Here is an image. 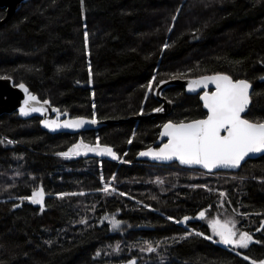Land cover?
<instances>
[{"label": "trees", "instance_id": "1", "mask_svg": "<svg viewBox=\"0 0 264 264\" xmlns=\"http://www.w3.org/2000/svg\"><path fill=\"white\" fill-rule=\"evenodd\" d=\"M5 14L0 7V19ZM216 72L248 80L252 100L245 118L264 120V0H23L0 26V77L26 84L71 116L121 121L78 134H52L40 127L38 117L0 115V264L264 260L259 222L264 220V154L237 171L216 173L136 159L166 122L191 121L207 113L199 94L174 85L163 92L175 104L169 116L127 120L162 104L154 86ZM97 138L116 152V159L58 158L73 144L83 140L95 145ZM220 173L237 175V180L223 181L227 205L255 222L244 226L239 218V228L255 230L257 240L239 253L208 240L209 225L196 217L215 205L217 194L211 192L222 181ZM113 176L119 191L109 196L102 193L101 177L108 181ZM191 182L206 184L208 190L188 187ZM40 186L43 211L21 199ZM111 214L123 222L122 231L103 220ZM185 216L195 220L179 225ZM186 225L196 232L188 235ZM141 240H149L155 251L144 254ZM117 246L119 254L113 252Z\"/></svg>", "mask_w": 264, "mask_h": 264}, {"label": "snow or ice", "instance_id": "2", "mask_svg": "<svg viewBox=\"0 0 264 264\" xmlns=\"http://www.w3.org/2000/svg\"><path fill=\"white\" fill-rule=\"evenodd\" d=\"M84 40L87 46V31L84 33ZM167 47L168 45L165 44L164 48ZM89 73L91 75V65H89ZM6 79L11 78L6 77ZM155 80L156 77L153 76L152 81L147 86L149 91L153 89ZM160 83L163 84L165 81H160ZM209 83L215 85V91H205L200 97L203 101V107L207 109L206 116L203 119L191 121H168L163 125V132L161 133L162 136L168 138L167 143L159 148H149L147 151L139 153L140 156H150L158 160L176 159L182 165H201L205 169L212 170L220 167L239 168L250 154L264 152V120L253 121L245 118L252 100L251 83L246 79H233L231 75L216 72L191 80L188 88L190 91L200 88L202 85L206 88ZM18 87L26 94L23 105L19 109L21 115L27 116L31 112L46 111L43 105L48 104L49 101H44L40 107H34L33 102L38 103V97L31 94L25 84L20 83ZM54 111L60 113L59 109H54ZM155 111L159 112L163 109L158 108ZM42 123L51 129L61 127L80 129L88 123L96 124L98 121L96 119L89 121L85 117L78 116L64 121H60L58 117L56 120H43ZM82 150L85 153L93 152L101 156L107 154L114 158L117 157L116 152L110 146L100 145L99 138H97L95 145L86 144L81 140L73 144L68 151L60 152L58 155L63 157L77 156ZM112 179L114 180L115 177L113 176ZM159 182L162 183V181ZM193 187L203 186L194 185ZM110 190L116 191L110 184H105L102 189L104 192ZM57 195L64 197L69 194L58 193ZM220 195L225 196L226 193H220ZM21 199L38 204L41 206V211L44 210L45 193L42 186L34 189L30 196ZM205 215V210L199 212L200 218H204ZM168 219L173 220L174 218L169 216ZM190 219L188 216L183 217L184 222ZM122 223L115 217L111 218V225L114 230L119 229ZM237 223L234 219L221 220L219 217H215L209 220V227L219 237V242L224 245H235L247 249L253 242V236L247 231H240L237 228ZM261 227L264 228V223ZM197 235L204 236V233L199 232ZM206 238L208 240L213 239L211 235ZM146 243L147 248L142 249V251H155L151 243ZM116 251H119V246H117ZM99 254L98 252L97 255ZM244 258L249 259V257ZM128 264H136V261L131 260ZM251 264H264V260L259 262L252 260Z\"/></svg>", "mask_w": 264, "mask_h": 264}, {"label": "water", "instance_id": "3", "mask_svg": "<svg viewBox=\"0 0 264 264\" xmlns=\"http://www.w3.org/2000/svg\"><path fill=\"white\" fill-rule=\"evenodd\" d=\"M23 0H0V7H4L6 10V14L4 16V18L0 19V26L3 25L4 23H6L11 16L15 13V11L18 9V6L21 4ZM207 75H212V74H207ZM204 76V75H203ZM200 77V76H199ZM198 77L195 78H172V79H167V80H163L165 81V83L161 84L160 82L158 83V85L156 86V88L154 89V96L157 100L161 101L162 104L155 108H162L163 111H155L152 110L150 113L142 115V114H138V115H134V116H130L127 118V120L130 121H135L138 119H142V118H156V117H167L169 116V114L172 112L173 108H174V102H172L171 100H167L164 96H163V92L174 85H181L184 87L185 91L189 94H199V99L200 97L204 94L205 91H215V85L212 83H209L208 86L205 88L203 85L200 88H197L193 91H190L188 88V84L191 80L196 79ZM20 84V83H19ZM19 84H15L13 79H6V77H0V115L3 113H17L19 117L23 118V119H29V118H33V117H38L40 119V127L52 134L55 133H70V134H78L84 131H89V130H94V129H98L101 128L105 125L111 124V123H116L119 122L121 120H113V119H96L98 121V123L96 124H91L88 123L86 124L83 128L80 129H71V128H57V129H51L46 127L42 121L43 120H56L59 117L60 121H64L67 119H73L75 118V116H71L69 112L66 111H61L57 106L51 104V102L49 100H42L39 98V96L35 93H33L32 91L29 90V92L35 96L38 97V103L37 102H33V106L34 107H40L44 101H49L48 104L43 105V107L46 109V111L44 112H31L29 113L27 116L21 115L19 112L20 107L23 105V102L26 98V94L24 93V91L22 89H20L18 87ZM24 84V83H23ZM26 85V84H25ZM26 87L28 88V86L26 85ZM29 89V88H28ZM252 91V88L250 90V92ZM202 105H203V101L200 99ZM54 109H59L60 113L58 114L56 111H54ZM205 109V108H204ZM207 112V109H205ZM78 117V116H76ZM83 117V116H82ZM86 119H88L89 121L95 118H89V117H85ZM204 118V117H203ZM203 118H199V119H203ZM167 123V122H166ZM163 132V126L160 129L159 135L157 137V139L154 141V143L149 146L146 147L142 150H140L137 154H136V159L138 161H146L152 164H172V163H177L180 167L183 168H188V169H199V170H203L205 172L208 173H216L219 171H237L239 168H224V167H220L217 169H212V170H208L203 168L201 165H182L179 163L178 160L173 159V160H158V159H154L153 157L150 156H140L139 153L147 151L149 148H159L162 147L164 143H167V137L166 136H162L161 133ZM264 152H260V153H254V154H250L249 157L245 158V161H243L241 163V165L243 163H245L248 159H253V158H257L261 155H263ZM109 159L114 160L116 158L108 156ZM41 187V186H40ZM39 187V188H40ZM190 217L192 221L195 220V218ZM189 220V221H190ZM189 221L184 222L183 218H181L179 220V225H184L187 224ZM264 223V220L263 222ZM262 225V224H261ZM260 228H262L260 226ZM228 247H231L233 245H227ZM128 264V263H127Z\"/></svg>", "mask_w": 264, "mask_h": 264}, {"label": "rangeland", "instance_id": "4", "mask_svg": "<svg viewBox=\"0 0 264 264\" xmlns=\"http://www.w3.org/2000/svg\"><path fill=\"white\" fill-rule=\"evenodd\" d=\"M157 85H155L154 87H156ZM154 89V88H153ZM78 143V142H77ZM76 144V143H75ZM72 147V146H71ZM69 149V148H68ZM68 149L67 150H65V151H62V152H66V151H68ZM58 155V154H57ZM79 156H99V154L98 153H93V152H87V153H85L83 150L81 151V153L79 154V155H77V156H70V157H63V156H60V155H58V158L60 159V160H70V159H73V158H76V157H79ZM201 171H203V170H201ZM205 172V171H204ZM219 175V177H221L222 178V181L219 183L220 185H217V187H215L214 189H212V192L211 193H214V194H217V196L215 197V205L212 207V209H210V210H205L206 211V215H205V217L204 218H200L199 217V213L197 214V219H199L201 222H204V223H206V224H208L209 225V220H211L212 218H215V217H219L221 220H227V219H234V220H236L238 223H237V228L240 230V231H244V230H241L240 228H239V221H240V219L239 218H241L242 220H244V226H255L254 224H255V222L253 221L254 219L251 217V215H249V214H244V213H242V212H240L239 210H231L230 209V207L227 205V199H229L228 198V196H227V194L225 195V196H221L220 195V193H226L227 192V190L226 189H224L223 187H224V185H222V184H224L223 183V181L224 180H237V175H233V174H223V173H220V174H218ZM158 177V176H157ZM156 177V178H157ZM192 177V176H191ZM190 177V178H191ZM113 177H111L108 181H106V180H104V179H102V181H103V188H104V186H105V184H110L111 185V187L112 188H114V189H116V191H109V192H104V191H102V193H105L106 195H109V196H111L114 192H117V191H119V189H118V187L116 186V184H114V180L112 179ZM156 178H153V183H154V181H155V179ZM159 181H162V177H158L157 179H156V182H157V184H161V182H159ZM226 184H228V182L226 183ZM188 185V187H191V188H196V187H193L194 185H196V186H203L204 188H206L207 190H208V186L206 185V184H199V183H189V184H187ZM175 186V185H174ZM129 196V199L130 200H134V198L131 196V195H128ZM138 203H139V205L140 204H142L139 200H138ZM104 217V216H103ZM112 217H115L116 219H117V215L116 214H111V215H107V216H105L104 217V220L105 221H109L110 223H111V218ZM263 218H261L260 219V221L259 222H261V221H263L262 220ZM83 223H86V220H84V221H82ZM99 222H100V220H99ZM186 227V229H185V231H187V234L188 233H193V232H196L193 228H191L189 225H186L185 226ZM111 229H113L112 228V225H111ZM122 229H124V226L121 224V227L119 228V229H115V231H122ZM211 229V228H210ZM114 230V229H113ZM255 231V230H254ZM254 231H247V232H249L252 236H253V242H257V240L255 239V237H254ZM210 235L213 237V241H215V242H217V243H220V244H223V243H221V242H219V237L218 236H216L213 232H212V230H210ZM140 242H143V243H141V244H143V246H144V249H146L147 248V243L146 242H150L149 240H141ZM251 244V243H250ZM224 245V244H223ZM231 249H233L235 252H238L239 253V251L241 250V249H244V248H240L239 246H235V245H233V246H231L230 247ZM113 252L115 253V254H119V252H120V249H119V251H116V247H114V249H113ZM143 253L144 254H146V253H149L148 251H146V250H143ZM258 262V261H257Z\"/></svg>", "mask_w": 264, "mask_h": 264}, {"label": "flooded vegetation", "instance_id": "5", "mask_svg": "<svg viewBox=\"0 0 264 264\" xmlns=\"http://www.w3.org/2000/svg\"><path fill=\"white\" fill-rule=\"evenodd\" d=\"M99 156H101V155H99ZM103 156H107V154H105V155H103ZM103 220H104V218H103ZM260 229H264V228H260Z\"/></svg>", "mask_w": 264, "mask_h": 264}]
</instances>
